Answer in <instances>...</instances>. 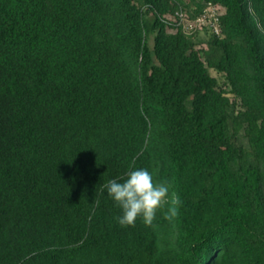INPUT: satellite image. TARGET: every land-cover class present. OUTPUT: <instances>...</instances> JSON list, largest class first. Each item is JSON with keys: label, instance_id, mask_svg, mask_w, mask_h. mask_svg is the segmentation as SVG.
Listing matches in <instances>:
<instances>
[{"label": "trees", "instance_id": "16d2710c", "mask_svg": "<svg viewBox=\"0 0 264 264\" xmlns=\"http://www.w3.org/2000/svg\"><path fill=\"white\" fill-rule=\"evenodd\" d=\"M139 167L169 201L121 226ZM0 264H264V0H0Z\"/></svg>", "mask_w": 264, "mask_h": 264}, {"label": "clouds", "instance_id": "9594fccd", "mask_svg": "<svg viewBox=\"0 0 264 264\" xmlns=\"http://www.w3.org/2000/svg\"><path fill=\"white\" fill-rule=\"evenodd\" d=\"M106 195L120 208L115 219L121 226L133 225L137 218L151 224L159 209L169 201L170 185L166 181L154 180L147 168H129L122 182L109 179L102 186ZM178 197H171L170 206L164 213L168 219L177 215Z\"/></svg>", "mask_w": 264, "mask_h": 264}, {"label": "rangeland", "instance_id": "374dc122", "mask_svg": "<svg viewBox=\"0 0 264 264\" xmlns=\"http://www.w3.org/2000/svg\"><path fill=\"white\" fill-rule=\"evenodd\" d=\"M204 11H206V18L203 22L202 25L198 26V24L194 23L193 27L196 29V33L197 34V38L200 40L201 48H205L206 45V41L208 40V38L210 37L211 33H213V28H215L212 25L213 22V17H218L220 14H222L223 9L220 6H206L204 8ZM214 14H213V13ZM187 17V16H186ZM188 18V17H187ZM191 23H193L194 19H190L188 18ZM196 19V18H195ZM174 21V18L172 19ZM149 45H152V37L148 40ZM210 74L214 77H216L219 81V85L221 86V88L226 89L225 85L223 84V79L222 76L220 74H218L215 70L210 69Z\"/></svg>", "mask_w": 264, "mask_h": 264}, {"label": "built area", "instance_id": "2783aa9c", "mask_svg": "<svg viewBox=\"0 0 264 264\" xmlns=\"http://www.w3.org/2000/svg\"><path fill=\"white\" fill-rule=\"evenodd\" d=\"M175 16L176 17L174 18V22H176L178 26L182 27L185 34H191L192 32L196 31V29L193 27L194 26L193 24L196 23L198 24V26L202 25L207 15H206V11H204L200 16H198L196 19L193 20V23H191V21L181 11L176 12ZM212 25L215 27L213 28V32L218 34L219 33L218 17H213Z\"/></svg>", "mask_w": 264, "mask_h": 264}]
</instances>
